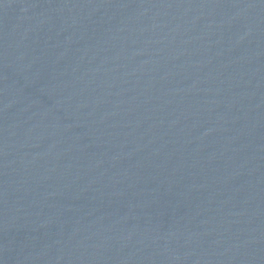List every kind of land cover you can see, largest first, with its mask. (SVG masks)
<instances>
[{"label": "water", "instance_id": "95a60500", "mask_svg": "<svg viewBox=\"0 0 264 264\" xmlns=\"http://www.w3.org/2000/svg\"><path fill=\"white\" fill-rule=\"evenodd\" d=\"M0 264H264V0H0Z\"/></svg>", "mask_w": 264, "mask_h": 264}]
</instances>
